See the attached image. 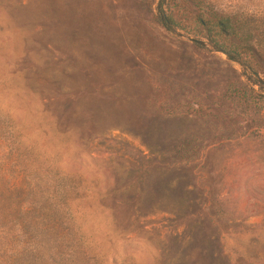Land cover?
<instances>
[{
	"label": "rangeland",
	"instance_id": "1",
	"mask_svg": "<svg viewBox=\"0 0 264 264\" xmlns=\"http://www.w3.org/2000/svg\"><path fill=\"white\" fill-rule=\"evenodd\" d=\"M159 1L0 0V264H264V0Z\"/></svg>",
	"mask_w": 264,
	"mask_h": 264
},
{
	"label": "trees",
	"instance_id": "2",
	"mask_svg": "<svg viewBox=\"0 0 264 264\" xmlns=\"http://www.w3.org/2000/svg\"><path fill=\"white\" fill-rule=\"evenodd\" d=\"M163 1L164 0H160L158 2L157 5V10H158V19L160 20V22L166 26L169 27L171 24L177 23L173 17L172 12H165V9L163 7ZM200 22L202 24H204L206 21L202 19H200ZM214 25L218 28V33H221L225 36H229L232 34L233 30H234V25H233V21L231 17L228 16H216L215 20L213 21ZM212 45L214 47L215 50H221L223 52L226 53V55L228 56V58L232 59V60H237L239 61V54L238 52H236V50H231L227 47H225V45L223 44V42H219V40L214 39L212 40Z\"/></svg>",
	"mask_w": 264,
	"mask_h": 264
},
{
	"label": "water",
	"instance_id": "3",
	"mask_svg": "<svg viewBox=\"0 0 264 264\" xmlns=\"http://www.w3.org/2000/svg\"><path fill=\"white\" fill-rule=\"evenodd\" d=\"M192 42L198 43L200 45H204V41H202L201 39H197V38H190Z\"/></svg>",
	"mask_w": 264,
	"mask_h": 264
}]
</instances>
